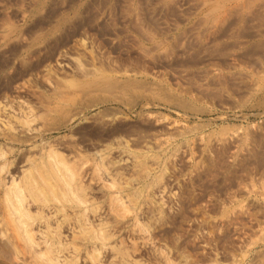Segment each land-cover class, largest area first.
I'll use <instances>...</instances> for the list:
<instances>
[{"label": "rangeland", "instance_id": "374dc122", "mask_svg": "<svg viewBox=\"0 0 264 264\" xmlns=\"http://www.w3.org/2000/svg\"><path fill=\"white\" fill-rule=\"evenodd\" d=\"M106 79L117 82L108 93L89 86ZM130 81L147 85L142 97H121ZM56 94L80 95L60 126L42 112ZM0 106L1 177L57 146L80 164L102 218L112 221L110 195L134 201L108 227L130 260L264 264V0H0ZM29 113L37 122L21 127ZM3 130L29 141L9 144ZM101 159L108 173L86 179ZM59 205L44 208L53 224Z\"/></svg>", "mask_w": 264, "mask_h": 264}, {"label": "bare ground", "instance_id": "6f19581e", "mask_svg": "<svg viewBox=\"0 0 264 264\" xmlns=\"http://www.w3.org/2000/svg\"><path fill=\"white\" fill-rule=\"evenodd\" d=\"M248 1L250 2V0H248ZM194 6H196V5H194ZM177 11H179V10H177ZM181 17H182V15H181ZM158 19H160V18H158ZM199 21H201V20H199ZM112 80L106 79L105 80L106 85L104 84V81H102L103 83L92 82L91 85L89 83V86H92L91 88H93V86H94L95 90H97V91L99 90V92H100V89L101 90L106 89L105 91L103 90V92H107L108 89L111 90V88H113L115 85H117V82H112ZM136 81L135 82L130 81V82H127L125 84H122L121 90H120V88L117 87V89H119L121 91V94L120 93L119 94L121 95L122 98L124 96L131 97V98L135 97V96L137 98L140 96L141 97L143 96L144 89H145V87H147V85L145 87L140 86V85L138 86L137 85L138 81L137 82ZM69 82L73 83V81H69ZM147 83H149V82H147ZM66 84H68V83H66ZM84 85L85 84H83V86L81 85L83 87L82 89H84ZM86 85H88V84H86ZM96 85H99L98 89L95 87ZM105 86H108V87H105ZM71 87H74V86L70 85L69 88H71ZM142 87L144 89H142ZM154 87H156V86H154ZM158 88L159 87H157V89ZM71 89H73V88H71ZM148 89H150V88H148ZM166 89L167 88H164V87H160L158 89V91H160L159 93L162 94V97L164 96V98L165 97L167 98L168 94H169ZM116 90L113 91V89H112L113 94H114V92H116ZM80 91L78 90V94ZM97 91H95V92L97 93ZM151 91H152V89H151ZM155 91H157V90H155ZM81 92H80V95L82 94L81 96H83L84 92H87V90L84 91L83 93H81ZM92 92H94V90H92ZM110 93H111V91L109 92V95H110ZM116 93H118V92H116ZM153 93H154V95H157V94H155V92H153ZM59 94H60V92H59ZM59 94L55 95L57 97L55 99H53L54 102L52 100H51L52 102L46 100L47 102H49L48 104H46L44 102L46 105H44L45 109L42 110V112H44L45 118L48 117L47 119H45V118L44 119L46 121H48L47 123L50 125L55 124V123H57V125H59L61 119L63 120V119L68 118V120H70V117H68V114L70 113L69 115L71 116V110H69L68 107L70 105H73L75 102L76 103L79 102L78 98L80 95L73 96L74 94H72L71 97L64 98L65 94L62 93L64 95L63 97H61V96L59 97ZM75 94H77V93H75ZM85 94H88V92ZM91 94H93V93H91ZM91 94H88V97ZM150 95H151V93H150ZM245 97H246V95H245ZM160 98H161V96H160ZM46 99H48V98H46ZM85 99H87V98L85 97ZM126 99H128V98H126ZM91 100H92L91 103H93V101H95L97 99H95V100L91 99ZM101 100L102 99H100V101ZM81 101H82V99H81ZM104 101H106V100L103 99V102ZM96 103H97V101H96ZM98 103H100V102H98ZM184 103H186V102L180 101V104L184 105ZM185 106H187V105L185 104ZM188 106H189V104H188ZM88 107H91V106H88ZM72 109H73V107H72ZM30 115H32V114H30ZM38 115H36V116L34 115L35 118H30V117H33V115L32 116L28 115L25 117L23 116L24 118L21 119L20 121H18V119H17V121L19 122L18 124H20L21 127H28L29 128L30 123L33 122V124H34V122H37L35 120H36ZM38 118L42 119L43 115L41 114V116H39ZM9 123L6 125H9L10 130L11 129L13 130L12 127H14V125H11ZM40 124L42 125V123H40ZM40 124H39V127L42 128V126ZM35 125H34V127H35ZM37 126L38 125H36V127ZM15 127H17V126H15ZM55 127H57V126H55ZM43 128H44V124H43ZM45 128H46V125H45ZM6 129L8 130V128H6ZM37 129H38V127H37ZM47 129H48V127H47ZM22 130H24V128H22ZM49 130H51V129L49 128ZM3 132H4V130H3ZM8 132H7V134H8ZM44 133H45V131H44ZM5 134L3 135V138H5L9 144H13L15 142L25 143V142L29 141L28 139H24V141H21L20 138L18 139V137H15L12 133L8 134V135L7 134L5 135ZM27 134H29V133H27ZM34 136H36V135H34ZM248 136H250V135H248ZM220 138H223V137L221 136ZM242 144H243V142H242ZM35 147H36V145H35ZM41 151H43V147H41ZM7 152H9V151H7ZM40 153H43V154H39L40 161H38L37 158L33 159V157L27 158L28 162L26 164H27V166L29 165L28 168H25V167H27L26 164L22 163V165L24 164V166H25L24 168L26 170H24L22 172V175L20 177L18 176L19 178L17 176H16L17 178H15V175L13 173L11 180L6 181L0 175V188H1L0 189V264H113L114 261L118 262V264H138L139 263L138 260H135V259L130 260V258L128 257V254H127L128 248L125 246L126 244L124 245L123 241L121 242L120 246H117L118 245L117 243L112 244L113 241H111V238H112L111 236L113 234H112V231L108 232V230H109L108 227H110V228L112 227L113 218H125V217L127 218L128 215L134 213V211H132V207H134V201L131 199V197H129V199L127 197H124L125 198L124 199L121 196L118 197V196H114V195L113 196L110 195L108 197L107 202L109 205H108V211L107 212H109V214L112 215L111 217H113V218H111L112 221L108 222L104 218L106 216H103V218L100 216L101 213L98 210H101V209L98 205L95 206L96 198L92 197L91 195L89 196L90 192L87 190V188L89 189V187H87L83 183L84 181L81 177L82 173L80 171L82 168L80 167V164H76L74 162L76 160L70 161L67 158V156L62 154V152H60L58 150L57 146H55V145L50 144L43 152H40ZM4 155H5L4 150H2V148H0V158ZM74 157H76V156H74ZM20 159H22V158H20ZM25 159H26V157H25ZM102 159H104V158L102 157ZM102 159H101V161H94L91 164L90 169H89L90 170L89 175L84 174V175L89 177L86 179L91 178V180L92 179L94 180L95 178H93V177H95V176L99 177L98 173L100 171H102V169H104L103 172H105V173L107 171H109L110 167H108L107 164H104L105 161H102ZM1 161L2 162L0 163V174H1V172H3L5 170V167H7L9 164V163H7V161H5V159L1 160ZM23 161L25 162V160H23ZM17 163H19V162H17ZM19 170H21V169H18L17 171H19ZM17 171H15V174ZM6 173H8V172H6ZM10 175H12V174H10ZM5 178L7 179L6 176H5ZM85 181H87V180H85ZM90 183H91V181H90ZM107 186L109 188H114V189L117 188L116 183H114L113 181H111ZM158 190H160V189H158ZM55 202L58 205L59 204L60 205H59V207L58 206L53 207L54 212H55L54 214H55V216L58 214H61L63 219L59 220V222H57L58 221L57 220V221H55V223L56 222L57 223L53 224L52 221L49 220V216L48 217L46 216L44 208L49 207L50 203L55 204ZM66 203L69 204L70 206H66ZM87 204H89L91 207H89L88 209H85V210L79 208V205H87ZM53 209L51 208V210H53ZM69 209L73 210V211H70L68 214ZM102 210H103V208H102ZM159 211H160V209H159ZM148 212H150V211H148ZM90 213H92L94 215L96 214V215L95 216L94 215L92 216V214L89 215ZM104 213H105V215H107L106 212H104ZM94 217L100 218V219H97L99 221V223L97 222L96 219L94 220ZM101 218H102V220H101ZM107 219H108V217H107ZM116 222L118 224L117 219H115V223ZM116 226H115V228H116ZM134 227L139 228L138 231L140 233L141 225L139 224L138 219H135ZM69 230H70V232L68 233ZM64 234H66V236H64ZM67 234H68V236H67ZM253 235H254V233H253ZM114 236H115V234H114ZM108 241H109V244L112 245V246H110L112 249L111 250L112 251L111 256H107V255L105 256L104 255L105 253H103V249H107V248H105V245H106V243H108ZM107 252H109V251H107ZM65 253L69 254V255H65ZM130 256H132V255H130ZM79 259L80 260L83 259V261L81 260L80 261L81 263H79ZM164 261H165L164 264H173L167 258Z\"/></svg>", "mask_w": 264, "mask_h": 264}]
</instances>
